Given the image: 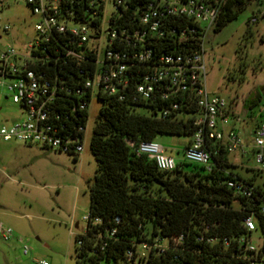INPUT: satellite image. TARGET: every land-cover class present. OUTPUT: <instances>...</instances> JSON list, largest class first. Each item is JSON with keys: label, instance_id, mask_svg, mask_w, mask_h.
<instances>
[{"label": "trees", "instance_id": "trees-1", "mask_svg": "<svg viewBox=\"0 0 264 264\" xmlns=\"http://www.w3.org/2000/svg\"><path fill=\"white\" fill-rule=\"evenodd\" d=\"M147 1L133 0L130 9L141 8ZM250 1L224 0L212 32L234 20ZM185 24L182 18L169 17L161 35L147 38L153 57L147 63H133L125 71L128 85L121 101L116 96H97L101 106L89 141L96 167L88 188L85 231L73 237L76 264L100 261L109 264H247L244 246L239 240L248 235L243 219L249 215L254 217L256 229L262 235L256 263L264 264V215L260 211L264 207V189L254 186L251 178L241 179L232 174L229 154L222 147L216 142L206 143L212 162L209 172L200 165L184 161L176 162L171 171H160L153 161L137 153L141 142L155 141L159 136L190 139L195 131L193 123L199 109L193 91L168 93L167 100L162 98V94L168 92L164 84L146 100L136 93V85L159 65L160 56L188 54L199 48V41L191 38L179 41V32ZM91 25L97 28L99 21H91ZM247 25H250L248 21ZM113 26L130 33L137 29V16L127 13ZM46 52L48 62L35 67V71L57 75L68 86H81L94 72L93 53H89L85 61L77 62L70 58L57 60L63 57L62 50L60 55ZM66 100L54 103L65 107L66 113L59 117V125L66 129L85 128L88 109L79 111L76 105L71 113L72 105L80 100L74 97ZM165 110L168 113L163 116ZM238 180L252 187L249 197L236 194L235 189L228 186L229 182ZM95 220L99 222L94 223ZM179 236L182 240L161 254L150 253L139 263L126 261V252L139 243Z\"/></svg>", "mask_w": 264, "mask_h": 264}, {"label": "built area", "instance_id": "built-area-1", "mask_svg": "<svg viewBox=\"0 0 264 264\" xmlns=\"http://www.w3.org/2000/svg\"><path fill=\"white\" fill-rule=\"evenodd\" d=\"M132 1L111 0L112 10L107 16V0H0V8H8L9 3L22 4L38 18L34 25L36 35L30 43L22 50L9 47L0 53V91L5 93V99L18 106L20 112L17 122L0 125V142L14 141L76 157L83 149L85 128L66 129L60 126L59 117L66 112L63 105H54L55 101H68L67 97L80 100L72 105L71 113L76 110V105L79 111L88 109L92 98L97 99L98 95L116 96L121 101L128 85L125 71L133 63H147L152 59L153 50L148 46L147 38L161 35L166 29L167 18L177 17L187 22L179 32V41L191 38L199 41V48L190 50L188 54L160 56L157 59L159 65L136 85L137 95L142 100L149 99L162 84L168 91L162 94L163 100H167L168 93L194 92L199 115L193 123L195 131L183 150L182 161L200 165L209 172L212 162L206 143L216 142L228 154L239 152L244 155L247 148L254 153L255 163L264 166V107L259 106L255 113L246 115L255 127L245 144L239 132L229 124L230 118L234 117L230 104L220 97H209L205 87L203 42L207 33L213 30L224 0H148L143 7H136L135 10L130 9ZM127 13L138 19L137 29L130 33L122 27L113 26ZM94 20L99 21L97 28L91 25ZM256 21L257 15H254L248 24H255ZM9 30V26H4V32ZM60 50L63 57L57 60L70 58L81 62L89 53L95 55L94 72L81 86H68L57 75L35 71V67L48 62L46 51L60 55ZM46 68L49 69V66ZM172 108L175 109L176 105ZM167 113L165 110L162 115ZM137 153L153 161L160 171L175 168L176 161L164 154L163 147L155 141L139 143ZM228 186L234 188L236 194L246 197L252 190L240 180L229 182ZM260 211L264 215V207ZM243 226L248 235L241 237L239 242L244 246L245 261L257 264L259 246L250 240L251 233L256 230L254 217H245ZM11 235V229L0 224V238L7 241ZM181 240L179 236L139 243L126 252V261L143 262L150 253L161 254ZM19 242L22 255H27L28 246L21 240ZM35 264L49 263L42 259Z\"/></svg>", "mask_w": 264, "mask_h": 264}, {"label": "rangeland", "instance_id": "rangeland-1", "mask_svg": "<svg viewBox=\"0 0 264 264\" xmlns=\"http://www.w3.org/2000/svg\"><path fill=\"white\" fill-rule=\"evenodd\" d=\"M107 1L108 16L112 6L111 0ZM254 15L256 23L247 25ZM37 21L22 4L9 3L8 8H0V53L9 47L22 50L35 37ZM4 26L10 30L4 32ZM203 48L209 97L217 96L230 104L235 118H230L229 124H234L241 134L254 129L255 125H246L244 121L245 115L264 107V0H251L234 20L217 32L207 33ZM3 94L0 91V125H9L20 119V112ZM100 106L92 98L83 149L75 160L38 146L0 142V224L12 231L7 241L0 238V244H10L11 264H22L35 252L49 264H76L73 237L85 231L88 188L96 167L89 141ZM166 137L159 136L155 142ZM227 158L233 165L232 174L251 178L254 186L264 189V166L255 163L253 152L246 149L243 157L236 152ZM19 240L28 246L27 256L22 255ZM250 240L261 246L258 229L251 233Z\"/></svg>", "mask_w": 264, "mask_h": 264}, {"label": "crops", "instance_id": "crops-1", "mask_svg": "<svg viewBox=\"0 0 264 264\" xmlns=\"http://www.w3.org/2000/svg\"><path fill=\"white\" fill-rule=\"evenodd\" d=\"M245 119L246 120L244 122H245L246 125H249V122L254 125L253 122H251V121H249L247 119L246 115H245ZM231 126H233L235 128L234 124H231ZM245 131L246 132L243 131L242 134L239 131L238 132L241 135L243 142L245 144H247L249 142L250 135H251L253 129L252 130L251 129L250 130L246 129ZM164 137H166V136H164ZM157 143L160 144L163 147L164 154H166L167 156L172 157L176 162H178V161H182V153H183L184 148L189 144V139L187 141H180V140L175 139V138L173 139V138H170V137H166V138H162L161 142H157ZM246 149L247 148H245L244 151H246ZM174 153H176V156H175ZM178 154L181 157L177 156ZM239 154H240L241 157L244 156L241 153H239ZM176 157H178L177 160H176ZM230 164L232 165V163H230ZM241 179H244V178H241ZM246 179H249V178H246ZM17 242L20 244L19 241H17ZM0 247H1V249H0V264H11L10 255H9L10 244L7 245V246L3 245V244H0ZM27 255H23V256H27ZM39 260H42V258L40 259V254L35 252L34 254H32L29 257V259L23 261L22 264H35Z\"/></svg>", "mask_w": 264, "mask_h": 264}]
</instances>
